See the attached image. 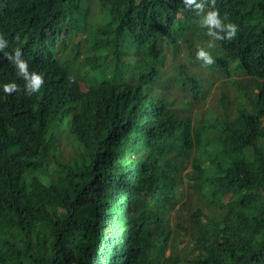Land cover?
<instances>
[{
  "label": "trees",
  "instance_id": "1",
  "mask_svg": "<svg viewBox=\"0 0 264 264\" xmlns=\"http://www.w3.org/2000/svg\"><path fill=\"white\" fill-rule=\"evenodd\" d=\"M196 4L0 0V264H264V0ZM16 49L43 76L31 95Z\"/></svg>",
  "mask_w": 264,
  "mask_h": 264
},
{
  "label": "clouds",
  "instance_id": "2",
  "mask_svg": "<svg viewBox=\"0 0 264 264\" xmlns=\"http://www.w3.org/2000/svg\"><path fill=\"white\" fill-rule=\"evenodd\" d=\"M186 6L190 5H195V8L203 11V4H196V0H184ZM214 3V0H212ZM203 25H206L209 28L208 35L213 36L215 39L218 40H223V39H232L237 32V26L231 22L229 23H224L223 20L219 18V13L217 11H210L206 14L202 21ZM223 33L224 35H221ZM5 46H7V41L3 38V36H0V49H3ZM210 47L212 46L211 44L209 45ZM7 58L11 61H13L18 69V74L23 75L24 80L26 81V87L30 90L29 95L38 92L41 87L44 84L43 76L42 74H38L36 72H29L28 71V64L26 61L21 59V52L19 49L15 50L14 55H8ZM196 58L198 60L203 61V64L205 66L211 65L214 63L213 58L207 52L205 49L200 48L197 50L196 53ZM220 77L218 76H213L214 80ZM216 86V83H214L213 88L211 91L214 90V87ZM3 90L6 94H12L15 91H18V87L16 84L13 83H8L3 86ZM159 99L160 102L164 108H167L168 110L172 111L174 110L173 107V102H180L183 100V94L177 93L173 95H165L164 93L158 91ZM218 105V102L215 100H210L208 101L204 106L200 107H194L192 109V114H190V117L192 119L200 118L202 117L205 113H208L210 107H213L216 109Z\"/></svg>",
  "mask_w": 264,
  "mask_h": 264
},
{
  "label": "rangeland",
  "instance_id": "3",
  "mask_svg": "<svg viewBox=\"0 0 264 264\" xmlns=\"http://www.w3.org/2000/svg\"><path fill=\"white\" fill-rule=\"evenodd\" d=\"M231 77L228 78L226 76H220L216 79L215 83L217 85H222L226 92L228 93L231 89V81H239L242 79L239 73L235 74L233 72L230 73ZM216 86L214 90H216ZM188 172V171H186ZM193 191L188 190V199L185 204L182 205V209L178 210L172 216L171 226L175 234H183L186 235L189 231H191V227L189 225L190 220V212L192 211V206L195 204V200L193 199ZM192 194V195H191Z\"/></svg>",
  "mask_w": 264,
  "mask_h": 264
}]
</instances>
